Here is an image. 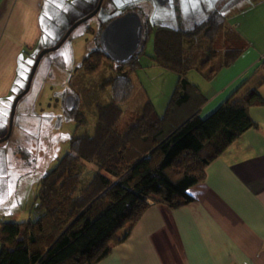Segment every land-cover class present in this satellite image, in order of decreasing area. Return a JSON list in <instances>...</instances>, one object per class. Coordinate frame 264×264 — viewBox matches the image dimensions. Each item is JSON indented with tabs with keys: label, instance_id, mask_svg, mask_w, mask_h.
Instances as JSON below:
<instances>
[{
	"label": "trees",
	"instance_id": "16d2710c",
	"mask_svg": "<svg viewBox=\"0 0 264 264\" xmlns=\"http://www.w3.org/2000/svg\"><path fill=\"white\" fill-rule=\"evenodd\" d=\"M129 11H137L136 6H126L122 14ZM143 23L142 44L127 61L117 62L103 48L100 37L105 27L98 34V46L84 57L89 75L107 60L118 66L116 75L107 80L112 99L97 105L93 133L74 134L68 151L40 178L36 217L0 222V264H98L128 239L131 227L150 206L176 209L190 203L194 198L189 189L205 180L206 167L247 130L258 127L250 109L264 105L260 84L201 116L207 99L189 73L207 70L220 51L224 56L220 68L229 67L248 47L240 39L225 38L222 13L215 10L189 29L154 25L148 18ZM151 37L152 59L175 71L177 82L162 115L149 100L121 128V103L133 94L132 73L143 66L140 59L147 54ZM199 42L209 45L198 48ZM36 57L27 48L21 53V64L30 61L26 81ZM217 71L212 68L206 78L211 80ZM74 97L76 105L66 107V113L81 125L87 122L86 115L79 96ZM87 165H92L93 175L83 184Z\"/></svg>",
	"mask_w": 264,
	"mask_h": 264
},
{
	"label": "rangeland",
	"instance_id": "374dc122",
	"mask_svg": "<svg viewBox=\"0 0 264 264\" xmlns=\"http://www.w3.org/2000/svg\"><path fill=\"white\" fill-rule=\"evenodd\" d=\"M98 1L45 0L42 10L44 36L34 49V55L38 56L43 49L58 44L76 21L95 9ZM257 1L168 0L162 5L158 0H104L95 16L77 26L61 47L43 56L30 91L18 103L12 134L9 139L0 142V222L36 217L34 205L40 178L68 151L69 139L74 134L93 133L97 105L111 101L112 90L107 80L116 75L118 66L107 60L97 73L89 75L82 64L84 57L98 46V34L106 23L117 18L126 6L132 4L143 20L148 18L154 25L189 29L204 21L215 11L212 9H216L226 17L225 38L247 42L246 50H249L250 40H246L240 31L248 30L250 25L251 32L264 33V3L256 4ZM249 17L252 21H244ZM255 41L251 42L252 46ZM208 45V42H199L196 46L206 49ZM146 53L140 59L143 66L132 73L135 83L133 94L121 103L124 110L121 128L138 116L149 100L157 113L162 115L175 88L177 73L157 65L152 59V37L147 43ZM249 53L241 57H246L243 63L250 60ZM223 58L220 51L207 70L194 69L189 73V78L199 85L207 101L225 85L224 78L219 76ZM212 68L218 71L209 80L206 74ZM24 76L25 72L20 82L23 86L27 84ZM69 95L79 96V106L85 112L86 123L77 125V121L67 115L66 99ZM13 101L6 114L0 112V139L8 132ZM202 108L201 116L207 117L209 107ZM92 170V165L86 166L83 184L92 177Z\"/></svg>",
	"mask_w": 264,
	"mask_h": 264
},
{
	"label": "crops",
	"instance_id": "0c3cea01",
	"mask_svg": "<svg viewBox=\"0 0 264 264\" xmlns=\"http://www.w3.org/2000/svg\"><path fill=\"white\" fill-rule=\"evenodd\" d=\"M44 1L0 0L1 114L23 88L20 82L30 61L20 63L22 51L34 54L43 39ZM248 26L240 33L250 40V60L243 63L245 52L221 69L225 85L203 106L209 107V115L259 84L264 98V33ZM250 115L258 127L247 130L206 167L205 180L189 189L194 198L190 203L176 209L150 206L128 239L98 264H264V105L252 107Z\"/></svg>",
	"mask_w": 264,
	"mask_h": 264
},
{
	"label": "water",
	"instance_id": "95a60500",
	"mask_svg": "<svg viewBox=\"0 0 264 264\" xmlns=\"http://www.w3.org/2000/svg\"><path fill=\"white\" fill-rule=\"evenodd\" d=\"M160 4H167L168 0H158ZM104 0H99L93 11L76 21L67 31L65 36L58 44L51 48L43 49L35 59L31 68L26 87L14 98L8 132L0 139V142L10 138L13 130L15 114L19 101L30 91L33 79L35 77L38 66L43 56L52 50H56L63 45L73 30L81 23L95 16L101 9ZM144 35V23L140 14L136 11L127 12L124 15L108 22L101 33L100 42L107 53L117 62H125L130 59L134 53L140 48ZM76 105V99L73 95H69L66 99V107L71 110Z\"/></svg>",
	"mask_w": 264,
	"mask_h": 264
},
{
	"label": "flooded vegetation",
	"instance_id": "af4514ba",
	"mask_svg": "<svg viewBox=\"0 0 264 264\" xmlns=\"http://www.w3.org/2000/svg\"><path fill=\"white\" fill-rule=\"evenodd\" d=\"M129 12H131V11H129ZM136 12H138V11H136ZM125 13H127V12H125ZM125 13H124V14H125ZM124 14L121 13V15H124ZM121 15H119V16H121ZM140 16H141V14H140ZM142 20H143V19H142Z\"/></svg>",
	"mask_w": 264,
	"mask_h": 264
}]
</instances>
